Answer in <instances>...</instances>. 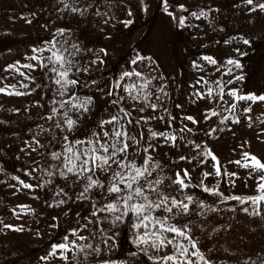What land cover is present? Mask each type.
<instances>
[{
  "label": "rangeland",
  "instance_id": "374dc122",
  "mask_svg": "<svg viewBox=\"0 0 264 264\" xmlns=\"http://www.w3.org/2000/svg\"><path fill=\"white\" fill-rule=\"evenodd\" d=\"M67 2L87 11L83 15L73 13L70 8L64 7L62 0H0V87L16 85L15 90L25 92L35 87L34 83H29L13 70L5 71V68L16 61L21 64L35 63L26 59L33 55L31 49L48 47L47 42L56 36L57 29L70 30L69 41L84 49H94L96 52L100 48L106 49V63L98 67L92 65L93 70L81 73L79 78L89 82L94 79L105 91L123 71L142 73L141 77L126 78L121 82L123 84H135L140 88L151 81L144 91L152 93L150 102L159 103L161 107L155 112L151 109L145 113L133 112V117L153 115L164 119L151 120L136 131H143L146 136L149 128L168 132L177 137L179 145L173 146L171 141L166 142L163 138L154 140L157 148L154 152L150 150V154L162 165V170L156 169L153 178H169L164 179V190L177 199L183 200L186 195H192L218 209L208 212L206 216L194 212L187 218L177 217L174 222L184 224L189 219L194 221L197 226L193 231L200 239L202 251L216 264H244L245 261L252 264L258 260V256L264 257V202L259 208L250 201L241 205L231 199L224 201L220 196L194 186L203 181L204 186L215 188L224 196L260 194L257 184L259 175L264 173H257L249 179L250 169L229 161L241 160L243 164L246 161L242 154L248 152L264 162V102L237 100L228 93L234 89L238 95H264V12L259 9L250 12L252 6L244 0H167V11L164 10V0H143V3L141 0ZM256 2L264 3V0ZM180 5L184 7L180 8ZM201 10L207 15L199 19L191 15L192 12L199 14ZM181 17L186 18L183 26L179 23ZM129 19L133 23L125 26L124 21ZM57 39L64 40L65 37ZM243 39H248L250 43L245 45ZM241 52L245 55H240ZM137 55L146 59L138 61L136 65L131 64ZM205 56L212 57L217 63L203 59ZM149 57L151 59H147ZM78 59L81 66H87L89 60L95 59V54L88 52ZM228 59L238 60L241 67L228 64ZM20 70L28 71L24 68ZM32 75L42 87L30 95L0 93V264H76L75 261L62 260L59 253L48 256L52 245L63 242L65 235L70 240L76 239L70 233L73 228H79V234L86 237L96 232L95 237H91L87 243L100 244L105 259L127 261V264H153L132 243L134 234L127 218L116 226L110 223L111 217L98 225L89 223V220L107 215L99 212L96 217L90 215L94 210L93 203L103 199L101 190L95 189L89 193V200H78L77 196L87 181L81 178L74 183L75 177H71V174L69 179L60 176L62 160H53L51 153L63 150V143L57 142L62 133L54 127L53 121L42 118L50 114L53 106L50 101L60 97L49 90L55 85H50L40 70ZM241 76L243 79H237ZM21 83H29V89L21 88ZM160 88L164 91H159ZM116 91L126 95L120 89ZM78 94L94 96L95 106L92 114L70 136L73 140L84 139L102 117L108 118L109 113L116 111L106 104L103 93L96 92V85L80 87ZM156 97L160 98L159 101ZM35 101H40L44 107H37ZM177 104L181 107H176ZM249 107L251 111L245 112L244 109ZM213 111L217 113L216 116L210 115ZM187 116L194 117L197 123L184 119ZM237 120L240 122H233ZM168 121H171L170 125ZM39 125L52 128V131L38 137L45 146L33 152L26 142H32L34 133L40 131ZM185 125L192 131L181 132ZM147 143V139L142 141L144 146ZM197 144L200 148L196 147ZM32 146L35 147V144ZM209 149L222 165V172L227 169L237 176H215L216 161L204 156ZM143 156L144 153H141L136 157L138 164L143 163ZM181 156L186 159L181 160ZM201 160L203 164L199 163ZM184 169L188 170L193 186L181 191L171 181L175 179L177 171L183 175ZM205 171L212 175L203 177ZM49 172L53 175L49 176ZM13 177H19L34 187L25 189ZM61 189L64 191L61 192ZM61 200L66 203L60 204ZM19 205H26L28 210H22ZM245 207L249 210L248 214L242 211ZM190 208L195 209L196 206L190 205ZM258 210L261 214L254 215ZM76 213H80V217ZM85 224L88 225L87 230L83 227ZM4 225L22 226L23 231H13ZM100 228L106 229L108 235L114 234L115 251L111 254L107 246L101 243L105 237L101 235ZM77 243L83 244L85 241L77 240ZM209 248L211 252L207 251ZM172 250L169 246L161 252L152 249L149 252L164 255ZM131 252H137V255L132 257ZM67 255L71 256L72 253ZM45 256L48 259H42ZM76 256L80 264H97L99 259L90 257L85 260L83 253H76Z\"/></svg>",
  "mask_w": 264,
  "mask_h": 264
},
{
  "label": "snow or ice",
  "instance_id": "6c2138e0",
  "mask_svg": "<svg viewBox=\"0 0 264 264\" xmlns=\"http://www.w3.org/2000/svg\"><path fill=\"white\" fill-rule=\"evenodd\" d=\"M64 7L70 8L71 12L79 13L83 15L87 9H80L71 6L67 0H62ZM247 5H251L250 12H255L257 9L264 12V3H257L256 0H244ZM143 3V0H141ZM92 5H89L91 7ZM180 5V8H183ZM164 10H168L167 0H164ZM212 11V9H209ZM131 15V12H129ZM169 15H172L169 13ZM192 16L197 19L204 17L207 13L203 10L199 14L196 12L191 13ZM184 17L179 19L180 25L185 24ZM29 23L31 21H28ZM107 22V21H106ZM132 20L124 21L125 26L132 24ZM70 30L57 29L56 36L52 40L47 42L48 47H33L31 49L33 55L26 57L30 61L35 63L21 64L20 61L10 63L6 66L5 71L13 70L20 76L24 77L29 83H34L35 87L30 91L15 90L16 85H5L0 87V93L5 95L24 96L30 95L31 92H35L36 89L42 87L41 84L36 83V77L32 75L33 72L40 70L46 77L50 85H55L54 88L49 90L54 91L60 99L53 98L50 104L53 105L50 110V114L42 117L45 120L53 121L54 127L60 129L62 136L57 142L63 143V150L60 152L53 151L51 157L53 160H62V169L59 174L65 179L75 177L74 183L81 178L87 181L82 192L77 196L78 200H89L88 195L95 189L101 190L102 200H98L93 203L92 217H96L97 213H106L107 215L96 220H89L90 224H100L109 221L113 226L119 225L128 219L131 229L134 234L132 243L136 246L139 252L144 253L149 261L153 264H216L210 256H207L202 251V245L200 239L195 236L193 229L197 226L191 219L187 223L179 224L177 217H190L195 212L198 215L206 216L208 212H216L217 208L205 204L202 200L195 199L192 195H186L183 200L177 199L175 196L166 193L164 190V179H154L153 175L156 169L162 170V165L156 160L154 156L150 154L156 151L157 145L154 143L156 138H163L166 142L171 141L173 146H179L177 144V137L168 132H157L153 129H148V134L143 131H136L137 128H142L144 124H147L151 120H163L164 117H156L153 115H140L139 117H133V112L145 113L147 109H151L152 112L157 111L161 105L159 103L150 102V97L153 95L150 92H145L144 89L151 81H147L143 87L138 88L137 85H126L121 83L128 77L136 76L141 77L142 73L139 71H123L118 80L114 81L105 91L104 88L99 87L96 80L82 81L79 78L81 73H90L92 65H104L106 63L105 57L108 53L106 49L100 48L98 52L94 49H84L77 43H71L67 38L70 36ZM64 36V40L57 39V37ZM233 39H236L235 37ZM245 45L249 44L248 39H243ZM9 51H11L9 49ZM239 52V49H236ZM47 52L48 55H43ZM92 52L95 54V59H91L87 62V66H81V62L78 59L82 54ZM102 54V55H101ZM245 55V53H240ZM146 59L140 55H137L135 59L131 61V64L136 65L138 61ZM147 59H151L150 57ZM203 59L209 61L212 64H216L217 61L210 56H205ZM227 63L234 65L236 68H240L241 65L236 59H228ZM27 69V72L20 69ZM237 79H243V77H237ZM29 83H21L20 87L29 89ZM232 83L231 80L228 81ZM91 85H96V92L103 93V98L106 104L111 105L116 109L115 112L109 113L108 118H101L97 125L91 130L88 136L84 139H70V136L74 135L76 131L81 127L82 121L92 114L95 106L94 96H81L78 94L80 87L88 88ZM48 87V85H43ZM13 91H9V89ZM116 89H120L121 92L126 95H121ZM163 92V88L158 89ZM211 94V90H209ZM230 96L235 97L237 100H249V101H261L264 102V95L246 94L238 95L236 90L232 89L228 93ZM167 95V93H164ZM199 95V93H197ZM159 101V97H156ZM131 102V103H129ZM37 107H44L40 101L34 102ZM125 105H128L127 107ZM139 105V107H137ZM176 107H181L177 104ZM235 108V105H232ZM131 108V111L129 110ZM16 111H19L18 109ZM107 112L108 109L105 108ZM165 112L168 110L165 108ZM245 112L251 111V108H245ZM170 115V114H169ZM211 116H216L215 111L210 113ZM175 117H173V120ZM184 119L197 123V120L192 116L184 117ZM207 119V117H205ZM227 119V117H225ZM239 123L240 121H233ZM169 125L171 121H168ZM40 131L34 133L32 142H26V146L31 148V151L35 152L45 145L41 144L38 138L42 133L51 132L52 128H45L43 125L38 126ZM181 132H191L192 129L187 128L185 125L180 129ZM53 139H56L53 136ZM147 139V146L142 144V141ZM180 139H183L181 137ZM35 144V147L32 144ZM51 143V141L49 142ZM200 148V145H196ZM24 149H22L23 151ZM144 153L142 157L143 163L138 164L136 157ZM205 157H211L213 161H216L215 176L222 177H236L235 172H229L227 169L221 171L222 165H220L217 157L213 154L212 150H207L204 153ZM242 158L246 161L241 163V160L229 161V163H235L240 167L250 169L248 173L249 179L254 178L257 173H264V162L255 155H251L248 152L242 154ZM181 160H185V156L180 157ZM155 161V162H154ZM199 163L203 164L201 160ZM35 171V169H33ZM30 175V173H26ZM49 176L53 175L52 172L48 173ZM203 177L207 178L212 173L205 171ZM19 180V183L25 189H31L34 186L29 183H25L20 180L19 177H13ZM186 180L189 181L186 183ZM172 184L178 185L180 190L193 186L190 184V174L187 169L181 172L175 173V179L171 181ZM235 183L234 180L231 181ZM195 187H202V190L212 195H218L222 200L227 201L229 199L237 201L243 205L246 202H251L252 205L257 206L261 202H264V175H259V183L257 184V190L259 195L254 196H224L223 193L217 191L215 188H209L203 185V181ZM245 187H248L245 184ZM64 190L61 189V192ZM60 204H65L66 201L61 200ZM190 205H195L196 208H190ZM22 210H28L26 205H19ZM242 211L248 214V208L245 207ZM162 213V214H161ZM258 210L254 215H260ZM77 217H80V213H76ZM55 220L56 217H53ZM83 219H88L83 217ZM5 228H9L13 231H23V227H17L14 225H4ZM56 227V225H52ZM87 230L88 225H83ZM203 230V229H202ZM79 228H73L70 230L72 236L76 239L70 240L68 235H65L63 242L53 244L48 256H56L59 253V257L64 261H75L76 264H80L76 253H83L85 260L90 257H99L97 264H127V261H117L112 258H103L104 249L100 244L87 243L91 237H95L96 232H92L90 237L79 234ZM101 235L105 237L101 243L107 246L108 253L111 254L115 251L114 234L108 235L107 230L104 228L99 229ZM215 231V229H214ZM39 235V232H37ZM77 240L85 241L83 244H78ZM111 242V243H110ZM172 247V251L165 253L164 255L150 254L149 250H155V252H161L163 249ZM211 252L212 249L207 250ZM67 253H72L71 256ZM137 252H131L130 256L135 257ZM48 256L42 259H48ZM196 258V259H193ZM244 264H249L245 261ZM252 264H264V257L258 256L257 261H253Z\"/></svg>",
  "mask_w": 264,
  "mask_h": 264
}]
</instances>
